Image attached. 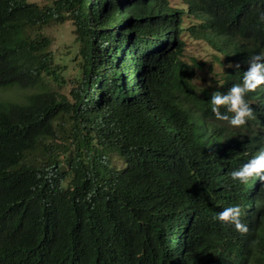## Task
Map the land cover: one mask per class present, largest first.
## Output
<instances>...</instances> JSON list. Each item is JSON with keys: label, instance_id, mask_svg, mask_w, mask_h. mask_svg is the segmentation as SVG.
Here are the masks:
<instances>
[{"label": "trees", "instance_id": "trees-1", "mask_svg": "<svg viewBox=\"0 0 264 264\" xmlns=\"http://www.w3.org/2000/svg\"><path fill=\"white\" fill-rule=\"evenodd\" d=\"M184 2L0 0V89L32 90L0 102V264H252L264 254V182L251 189L230 175L263 147L264 91L245 97L256 118L242 130L210 104L264 51V0ZM67 21L79 43L73 101L52 87L67 82L69 60L49 30ZM187 38L224 57L214 89H197L202 65L184 59ZM233 205L247 234L215 219Z\"/></svg>", "mask_w": 264, "mask_h": 264}, {"label": "clouds", "instance_id": "clouds-1", "mask_svg": "<svg viewBox=\"0 0 264 264\" xmlns=\"http://www.w3.org/2000/svg\"><path fill=\"white\" fill-rule=\"evenodd\" d=\"M260 19L264 20V14L260 16ZM247 65L248 67L243 73L241 83L233 84L226 92L215 91L211 94V111L215 118L226 122L233 128H243L249 120L256 118L253 108L245 97L249 93L257 92V90L264 91V51L254 54L247 61ZM228 67L239 69L240 64H229ZM222 109L224 110L223 112L221 111ZM262 136L264 137V134ZM261 144L263 147L260 148L257 154L241 167L231 172L230 175L233 181H238L242 185L250 183L251 189L255 187L257 179L264 182V140H261ZM256 187H258V184ZM243 214V210L239 205H233L220 211L215 219L223 224L233 225L235 230L241 234H247L248 227L242 222ZM222 264L232 263L226 262ZM252 264H264V254L259 252L258 257L253 260Z\"/></svg>", "mask_w": 264, "mask_h": 264}, {"label": "rangeland", "instance_id": "rangeland-1", "mask_svg": "<svg viewBox=\"0 0 264 264\" xmlns=\"http://www.w3.org/2000/svg\"><path fill=\"white\" fill-rule=\"evenodd\" d=\"M29 2H38L42 5L49 4L52 0H28ZM172 6L177 8H186L183 0H170ZM195 22L193 18H187L186 23ZM74 24L71 21H67L64 24L56 25L49 30L51 35L54 37V43L51 46V50L55 53V56L67 58L68 69L64 72V77L67 82L59 87L58 85H52L53 88L61 91L64 96L73 101V96L71 94L72 81L76 79V75L79 72V67L73 57V51L78 50L79 43L75 41V36L73 34ZM72 54L66 56L67 53ZM184 59L187 62H192L196 60L201 63L202 67L197 70L196 78L194 80L197 89L200 91L203 88L212 90L216 87V84L220 83V78L224 72L223 65H227L224 62V57L221 53L214 47L210 42L205 39H191L187 38V47L184 55ZM64 64L63 61H60ZM218 82V83H217ZM32 90L13 86L0 89V102H24L27 95L31 93ZM67 119V118H66ZM62 122L58 120L57 123ZM67 126V125H66ZM242 130V128H240ZM65 141H60L59 143L54 142L56 147L64 148ZM54 147V151H59ZM61 151V150H60Z\"/></svg>", "mask_w": 264, "mask_h": 264}]
</instances>
